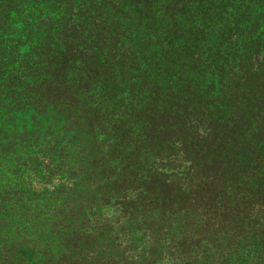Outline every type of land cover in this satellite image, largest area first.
<instances>
[{
  "label": "trees",
  "instance_id": "obj_1",
  "mask_svg": "<svg viewBox=\"0 0 264 264\" xmlns=\"http://www.w3.org/2000/svg\"><path fill=\"white\" fill-rule=\"evenodd\" d=\"M13 1L7 0V6ZM48 1L33 0L39 17L37 20L28 7L27 28L31 20L36 19L33 23L38 29L47 26L44 32L48 37L54 33L67 38L66 26L55 28L51 25L52 15L46 16L44 4ZM52 1L56 6L65 5L70 13L79 2ZM82 1L89 5L92 21L87 38L93 46L101 49L106 44V50L111 51L114 40L121 43L122 58L111 63L122 66L127 83L121 87L122 102L118 107L108 104L91 117L88 128L78 127L83 143L72 141L75 147L60 155V165L55 169L62 172L72 169L73 173L83 169L80 179L91 171L93 181L102 180L104 172L113 169L123 179L121 185H131L129 182L137 179H134L137 164L147 162L145 152L150 145L158 144L161 149L166 144L174 148L173 142H177V150L186 163L187 178L190 183L195 181L194 189L187 196L177 181L157 178L160 189L155 195L162 204L157 214L159 225L152 231L134 230L140 241L133 242L134 236L130 235L126 252L140 254L137 257L142 260L127 261V264H146L147 261L150 264H252L261 258L257 247L264 242V162L249 158L248 150L261 143L264 146V0ZM17 2L29 4L30 0ZM7 16L2 17L7 25L5 31L13 27ZM66 20L78 34L82 24L71 25V18ZM13 31L15 28L11 34ZM7 51L13 58L21 57L17 44L7 42L0 48L2 56ZM228 71L237 75V82L225 74ZM216 81L220 88L215 85ZM62 99L65 107H71V102L64 101L67 99L64 92ZM208 104L216 110L209 116ZM216 113L215 123L209 121L211 118L206 119ZM139 123L142 124L138 130L142 132L146 126H151L150 130L146 128L150 140L146 144L137 135ZM172 128L190 131V138L182 141L181 136L170 137L168 132ZM243 134L253 138L247 149L239 140ZM88 135L97 146L86 147ZM119 138L126 140L123 146L130 152L114 145ZM230 146L244 150L248 162L244 161L242 175L239 173L241 160L228 153ZM5 154L3 150L0 159L21 160V155ZM114 154H120L119 169L111 160ZM125 154L130 162L122 161ZM161 169L151 166L147 176H140L138 183L144 185L149 174L155 182L153 173L158 171L155 174L159 176ZM15 185L5 192L4 184L0 191L9 195L7 199H0L1 243L23 252L41 251L29 236L33 225L24 229L20 222L45 220L48 224L54 222L52 237L58 239L54 245H76L66 215L56 208L40 210L43 205L51 206L52 198H19L21 183ZM74 187L82 189L78 182L71 188ZM140 188L128 187L125 195L132 193V202L147 204L146 190ZM165 216L171 221L166 226L163 225ZM148 255H151L150 260L146 259ZM100 264L117 263L112 256Z\"/></svg>",
  "mask_w": 264,
  "mask_h": 264
},
{
  "label": "rangeland",
  "instance_id": "obj_2",
  "mask_svg": "<svg viewBox=\"0 0 264 264\" xmlns=\"http://www.w3.org/2000/svg\"><path fill=\"white\" fill-rule=\"evenodd\" d=\"M34 3L33 0H30L29 4L14 0L8 7L7 0H0V48L7 42L17 44L21 55L13 58L8 51L4 56L0 53V142L3 144L0 147V154L5 150L6 154L10 152L16 156L21 155L20 161L13 159L12 162H8L5 158L0 159V182L3 183H0V191L4 184L7 186L5 192H8V189L15 188L18 182L21 183L18 187L19 198L30 196H38V199L52 198L51 206L43 205L40 210L51 211L56 208L62 215H66L67 220L71 222L70 229L73 230L71 238L75 237L76 245L70 244L67 247H61V243L54 245L58 242L57 238L52 237L51 227L54 222L50 224L44 223L45 220L20 222L24 229L33 225L29 236L32 244L37 245L41 251L30 249L23 252L0 241V264H100L112 256L117 264L142 260L141 257H137L140 254H127L126 244L130 235L134 236L133 242L140 241L134 231L136 228L152 231L159 225L157 214L162 204L159 203V196L155 195L160 189L157 178L165 179L167 182L172 179L177 181L187 196L194 189L195 181L189 182L185 170L186 163L177 150L178 143L173 142L171 138L169 140L173 142L174 148L166 144L161 149L158 144L150 145L147 153L145 152L147 156L144 161L147 162L137 164L135 168L137 177L134 175V179H137L133 183L130 181L131 185L128 183L121 185L123 179L116 175L117 170L114 172L113 169L105 171L104 177L101 175L103 179L97 181H93L91 171H87L80 179L83 169H80V173H73L72 169L66 172L55 169L60 165L62 153L66 154L68 150L73 149L74 143L78 140L79 143H83L84 138L79 136L78 127L88 128L91 117L98 109L108 104L113 107L121 104V87L127 82L121 71L122 66H112V63L122 58L121 43L110 36L116 43L113 50L107 51L106 44L98 49L87 38L91 32L88 25L92 21L88 4L82 0L76 2L72 11L73 14H77L76 16L71 15L65 5L56 6L52 0L44 4L46 16L52 15L51 25L55 28L66 26L67 38H64L66 35L54 33L48 37L44 32V29H47L46 25H43L41 30L36 27L33 22L38 20L39 13L34 8ZM28 7L36 16V19L31 20L29 29L26 24ZM3 16H7L8 22L13 26L6 31L7 25L3 23ZM61 17L63 19L59 20ZM69 18L71 25L82 24L78 34L67 24L69 20L66 19ZM14 28L15 31L11 34ZM94 33L96 36L97 31L94 30ZM107 40L110 42V39ZM113 54L115 56L111 57ZM225 74L237 82L236 74L233 72L230 74L229 71ZM215 85L220 88L217 81ZM61 87L63 89H60ZM62 92L67 97L64 101L71 102V107H65ZM53 106H56L57 110L61 108V111L57 112ZM206 107L207 116L216 112L211 105L208 104ZM207 116L206 119L211 118L209 121L215 123L218 114ZM76 120L80 123L76 124ZM140 124L142 123L136 128L137 135L146 144L150 141L146 128L150 130L151 126H146L142 132L141 129L138 130ZM183 132L181 128H172L168 135L181 136L182 141L189 139L191 132L186 130ZM246 136L243 134L239 140L242 142L241 146L244 144L247 149L253 138ZM87 139L86 147L98 145L90 140L89 135ZM125 141L124 138H119L114 145H119L123 149ZM261 144L248 150L249 158L264 162V146ZM165 148L169 149L163 150ZM125 149L127 152L131 151L127 147ZM228 153L232 154L234 159L241 160L239 173L242 175L246 165L244 150L230 146ZM126 155L122 159L124 163L130 162ZM157 155L159 157L153 159V156ZM119 158L120 154L111 156V160L116 162L117 169L120 168ZM151 166L162 168L159 176L155 174L158 171H155L153 173L155 182L151 181L152 174H149L148 181L140 185L139 177L147 176ZM77 182L82 185V189L71 188ZM131 186L146 190L147 204L132 202V193L125 195L126 188ZM74 189L76 190L72 193ZM8 197L6 193L0 192V199ZM121 204H124L122 206L124 208ZM181 213L184 214V210ZM121 216L123 218L119 219ZM170 223L165 216L163 225ZM257 248L261 258L254 260L252 264H264V242ZM150 258L151 255H148L146 259ZM148 262L144 263L150 264Z\"/></svg>",
  "mask_w": 264,
  "mask_h": 264
}]
</instances>
